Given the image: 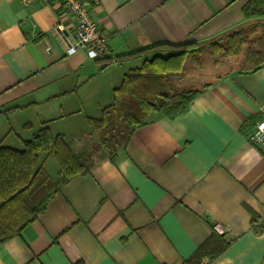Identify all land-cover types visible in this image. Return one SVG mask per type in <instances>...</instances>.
<instances>
[{"label":"crops","instance_id":"crops-1","mask_svg":"<svg viewBox=\"0 0 264 264\" xmlns=\"http://www.w3.org/2000/svg\"><path fill=\"white\" fill-rule=\"evenodd\" d=\"M91 1L109 38L106 58L210 40L242 25L250 2ZM58 11L56 2L0 0L1 116L20 118L31 132L14 149L46 123L74 151L88 148L95 138L87 118H99L113 90L141 65L104 69L105 58L90 59L84 50L67 55L72 24L58 32ZM202 70L187 60L173 79L213 84L185 113L152 114L116 164L102 158L89 174L61 185L46 211L0 246V264H183L214 231L229 246L203 264H264V231L253 223L256 216L264 228V151L250 139L264 119V68L196 81ZM8 133L0 131L1 145Z\"/></svg>","mask_w":264,"mask_h":264},{"label":"trees","instance_id":"trees-1","mask_svg":"<svg viewBox=\"0 0 264 264\" xmlns=\"http://www.w3.org/2000/svg\"><path fill=\"white\" fill-rule=\"evenodd\" d=\"M91 1V0H90ZM92 2V1H91ZM246 21L237 28L204 42L159 43L142 50L101 61L104 69L114 64L142 60L113 90V102L99 118L88 117L92 147L74 151L63 135H55L43 124L22 149L0 144V246L21 233L40 215L60 192L61 185L90 173L102 158L116 164L136 131L147 125L152 114L175 118L185 113L193 101L213 84L176 85L174 78L184 74L190 60L201 68L202 56L242 61L240 73H256L264 68V0H250L244 7ZM59 16L61 10L58 11ZM4 112L0 111V116ZM58 166L57 180H51L41 154ZM256 232L261 220L254 216ZM229 246L217 231L183 264H203L220 256Z\"/></svg>","mask_w":264,"mask_h":264},{"label":"built area","instance_id":"built-area-1","mask_svg":"<svg viewBox=\"0 0 264 264\" xmlns=\"http://www.w3.org/2000/svg\"><path fill=\"white\" fill-rule=\"evenodd\" d=\"M38 2H56L61 10L62 22L57 25L58 32L66 29V22L72 24L73 40L66 45V54L73 55L84 50L90 59L109 56V38L99 27L90 0H22L25 6ZM250 139L264 151V119L252 129Z\"/></svg>","mask_w":264,"mask_h":264},{"label":"rangeland","instance_id":"rangeland-1","mask_svg":"<svg viewBox=\"0 0 264 264\" xmlns=\"http://www.w3.org/2000/svg\"><path fill=\"white\" fill-rule=\"evenodd\" d=\"M202 60H203V65L201 67L202 72H204L205 74H202L199 71V75H197L196 77V81H210L212 79V75L218 74L220 72L222 73H226L228 72L230 69H236L239 70L241 65H242V61L241 62H237L234 59L228 60V59H223L221 57H211L207 54H204L202 56ZM138 61L139 63H142V60H135ZM138 62H136L135 64H139ZM193 64V63H192ZM195 66V65H194ZM126 67H130L129 65H127ZM197 67V66H196ZM199 68V67H198ZM198 83V82H197ZM200 86V85H199ZM20 121L21 119L15 116H11V117H0V131L4 130V131H10V133H8V135L6 136L5 140H2V145L5 147H17V140L19 139V136L22 138H26L28 137L27 133H31L29 130H23V128L20 127ZM11 129L13 130L11 132ZM2 135V134H0ZM8 137V139H7ZM95 143H92V145ZM88 146V147H92ZM19 149H22V145L18 146ZM41 159L42 161H46L45 163V169L48 172L51 180L55 181L58 178V166L56 164V162L52 159L46 156V154H41Z\"/></svg>","mask_w":264,"mask_h":264}]
</instances>
